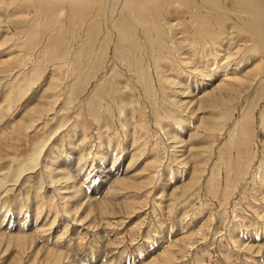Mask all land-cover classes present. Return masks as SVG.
I'll return each instance as SVG.
<instances>
[{"label":"rangeland","instance_id":"obj_1","mask_svg":"<svg viewBox=\"0 0 264 264\" xmlns=\"http://www.w3.org/2000/svg\"><path fill=\"white\" fill-rule=\"evenodd\" d=\"M4 1L0 0V44L6 42L0 47V264H264V153L250 162L245 159L249 143L264 140V124L255 130L257 114L250 105L257 79L223 108L198 109L194 103L179 109L168 103L184 100L175 93L180 85L158 88L152 94L156 101L120 74L115 95L107 89L111 98L102 102L96 86L109 80L110 73L87 87L79 66L73 75L63 68L59 72L43 55L50 43H58L59 51L68 48L65 29L54 40L65 21L66 0H11L14 6ZM253 1L257 13L264 0ZM234 5L225 0L221 8L243 19ZM182 6L179 11L184 13L196 5ZM12 13L16 17L8 19ZM262 14L247 24L259 22L264 32ZM165 22L174 27L168 42L176 54L160 58L155 71L177 79L192 95L210 89L213 79L205 81L182 67L180 58L187 53L190 66L207 75L215 71L216 77L221 74L215 68L225 64L223 54L230 55L227 71L236 67L241 76L261 60L264 64L257 52L249 51L254 40L235 31L231 20L220 26L222 48L218 43L196 46L187 39L184 14L176 12ZM206 57L212 66L207 67ZM51 77L58 78L54 83L59 86L46 91ZM44 92L50 106L32 116L30 129L22 128L28 119L25 111ZM169 135L181 142L174 144ZM36 154L41 157L30 170ZM132 155L135 161L127 169ZM63 164L69 179L56 167ZM128 176L145 186L116 189L114 182ZM18 237H23V244Z\"/></svg>","mask_w":264,"mask_h":264},{"label":"bare ground","instance_id":"obj_2","mask_svg":"<svg viewBox=\"0 0 264 264\" xmlns=\"http://www.w3.org/2000/svg\"><path fill=\"white\" fill-rule=\"evenodd\" d=\"M26 1H29V3H31L33 0H26ZM224 1L225 0H66L65 5H63V11H62L63 12L62 14L65 15V21H63L61 23L60 27L57 28L58 34L54 40L56 42L58 40V38L60 37L59 32L62 31V33H64L63 29H65L66 33H65L64 38H65V40H67L66 46L68 45V48H67L66 52L63 51L64 49H61L59 51L58 50L59 48L57 46L58 43L57 44L54 43V45H51V43H50V44L45 46L46 48L44 47L45 51H44L43 55L46 56L47 63H54L53 68L59 72H60L61 68H63L66 74L73 75L76 71L79 72L78 71V66H79L81 69V73H83L81 75V79L84 82L85 86H87V87L89 85H91L92 82H95V81L97 82L105 74L110 73L112 75V77H110L109 80L107 79L103 84H97V86H96L97 87V89H96L97 93L96 94H98L97 98H98V100H101L102 102L105 101V99L109 100V98H111L110 95L107 93L108 92L107 89H109L110 92L112 91V97H113V95H115V94H113L117 91L115 89V81H120L118 79H120V77H122V75L129 78L133 82L134 85L140 87L143 90L144 94H148V95L149 94L152 95L154 92L157 93L158 88H162L163 85H164V88H165V86H169V87L174 86V84L180 85L181 89H178V91H175V93H176V96L181 97L182 99L184 98V100L178 99L177 101L175 100V102L169 101L170 103H168L169 106L177 107L179 109H186L188 105H192L194 103L197 104L196 106L198 109H213V108L222 107L225 104V102H227L231 98H234V100H235V97L236 96L238 97L242 90H247L248 87H250L252 85L253 81H255L257 79V84H258V87H256L257 94H254V96L250 102V105L253 106V110H255L256 114H257V116L255 118L256 129H255V127H254V129L258 131V127L260 125L264 124V64H263L262 60L261 61L259 60L260 62H258V67L254 66L252 68V70H250L249 72L246 73V74H248L247 76H245V75L241 76L238 74V72L236 73V71H237L236 67L233 69H229V71H227L226 68L228 67V64L230 61V55L229 54H223V55H226L225 58H223L225 61L224 62L225 64H223V65L220 64V66L215 68L216 70L218 69L219 72L218 71L217 72L219 74H221L220 77H216L214 75L215 71H214V73H212L213 75H209V74L207 75V72H205L206 73L205 74L202 71L195 69L193 66H190L191 57L189 56L190 53H187L186 57L183 56L180 58L179 63H181L182 67H185V69L189 68L190 70H193L195 73H197L196 76L198 74L201 75V77L205 81H209V80L212 81V79H213L212 83L209 84V85H211L210 89H207V88L202 89L201 88L200 92H199L200 94L197 93L195 95L194 94L192 95V93H190L191 91L186 92V90L183 87V84H181L177 79H172V78L168 79L167 77L164 76V74L157 76V72L155 71L158 67V64H159L158 61H160V58L162 60V57H164V56H166V57L172 56L169 54L171 52V47L173 50V45L171 46L169 44V42H168L169 36L168 35L172 34V30L174 27H173L172 23L171 24L168 23L170 20L168 22H165V21L167 20V17H170L172 14H175L176 12H178V14H184V19H187L188 24H186L184 26L186 29L185 32H188V35H189L187 37V39L191 40V42H195L196 46L203 45V44L207 46L208 43H211L213 45L218 43V45L217 44L216 45L218 47L222 48L223 46L221 45V42H222V39H225V38H221V35L224 32L220 30V26H221V24L223 25L224 21L231 20L232 25L235 28L234 29L235 31H243V33L250 35L251 36L250 38H252L254 40V45L251 47V49L249 51L251 53L257 52L259 59H264V32L261 31L262 28H260L259 22H258V26L257 25L249 26L250 22L252 23L253 21H256L257 18L259 20V18L263 15L262 13L264 12V6L258 7V12H257L258 14H257L255 12L256 7H254L255 3L253 0H233V1L229 0L230 2L234 3L238 7L237 9H238L239 14L241 13V15L244 16L243 19L241 18L243 21H240L241 19L239 17H237V18L231 17L232 15H230V11L228 9H225V8L222 9L221 8ZM261 2L263 3V1H261ZM9 3L12 4V6H14V3L11 2V0H5L4 1V4H6V5H8ZM183 3H191V4L196 5L197 7L196 6H195V8L191 7L192 8V9H190L191 11H187V12L182 13L183 10H182V12H180L179 10L183 7L182 6ZM235 5H234V7H235ZM189 6H191V5H189ZM171 7L172 8L177 7V9L176 8L171 9ZM225 7H226V5H225ZM161 8H163L165 10V12H162ZM196 8L198 9V11H196ZM169 9H171V10L168 13ZM28 12H29V14L31 13V11H28ZM238 12H236V13H238ZM0 15L2 16V13ZM11 17H16V14L12 13L8 17V19H10ZM174 26H175V24H174ZM47 29H48V25H47ZM47 31L50 32V31H52V29H49ZM214 39H216V41H214ZM191 42H190V44H191ZM256 42H258V46L256 45ZM5 43L6 42L1 43L0 47L3 46ZM205 47L202 46V48H204V49H205ZM173 52H171V53L174 56V54H176V51L174 53ZM197 52H198V50H197ZM215 52H217V51L215 50ZM250 52H247V53H250ZM195 53H194V55H195ZM217 53H216V55H217ZM219 53H221V52H219ZM192 54H193V51H192ZM257 54H254V55H257ZM69 55L71 56L70 59H68ZM223 55L221 54V57ZM218 56H220V55H218ZM177 57H178V55H177ZM201 57H202V59L205 58V56H203V55H201ZM202 59H200V60H202ZM221 59L219 58L218 60H221ZM246 59H244V60H246ZM19 60H20V63H22L23 61L26 62V60H22V59H19ZM208 60H209L208 57H206L205 62H207V67H210L212 65H208V63H209ZM198 61H199V59H198ZM25 62H23L22 64L26 65L27 63H25ZM75 62H76V65H74ZM212 63H215V61ZM238 63L234 64V66L238 65ZM65 65L68 66V68H65ZM261 65L263 66L262 68H261ZM229 67H230V65H229ZM211 69H212V67H211ZM163 71H164V69H163ZM173 71L175 72V70H173ZM217 72H216V74H218ZM229 72L233 73L232 76H230ZM117 74H119V75H117ZM120 74H122V75H120ZM52 76L54 77V74ZM53 77L49 78V80L47 81V87H46L47 90L46 91H49L52 88L59 86L58 84L54 83V81H57L58 78H56V77L53 78ZM209 77H212V78H209ZM248 78H250V80H248ZM124 82H126V81H124ZM152 83H156V86L152 87ZM160 85H161V87H159ZM85 86H84V89H85ZM201 86H206V84L204 83ZM140 88H138V89L140 90ZM117 89H118V87H117ZM160 92H161V90H160ZM156 93H155V95H156ZM144 94H142V95H144ZM147 96L146 97L144 96L145 99L147 98ZM45 97L46 96H45V92H44V94H42L40 96L37 104L34 107L25 111L24 114L28 113L27 115H25V116H27L28 119L21 125L22 128L25 127L24 129H26V130L30 129L34 124V120H33L32 116L35 114H40L42 112V109L44 110V107L50 106L51 101L45 102L44 101ZM148 97H150V96H148ZM152 97H153V95L151 96V99H152ZM158 97H159V95H158ZM161 99L163 102V98H161ZM152 100H156V99H152ZM129 101H131V100H129ZM164 101H165V99H164ZM115 104H117V102ZM150 106H151V104H150ZM133 107H134V105H133ZM125 108H127V107H125ZM152 110H154V109H152ZM157 111H158V109H157ZM227 111H228V109H227ZM152 113H155V111L154 112L152 111ZM97 115L98 114H96V116ZM158 116H159V113H158ZM245 117H246V115H245ZM152 118L154 119V116ZM247 120H248V118H247ZM138 125H142V124H138ZM154 125L156 126L157 124L154 123ZM138 128H140V127H138ZM141 128L143 129L142 126H141ZM168 139L173 141L174 144L181 142L179 140L178 136L176 137V136H170L169 135ZM146 142H148V141H146ZM142 144H144V143H142ZM144 145H146V144H144ZM165 145H164V147H166ZM169 147H171V146H169ZM248 147H249L250 151L245 156L246 157L245 159L247 160V158L249 157L247 162H250L252 159L257 157L260 152H262V154L264 153V140L260 139V142H256V143L251 142V143H249ZM189 151H190V149H189ZM38 152H40V151H38ZM200 154L201 153H199V155ZM33 156L35 157V155H33ZM39 156L40 155H37L35 160H32L31 163L29 162L30 163L29 164L30 170H33L34 168H36L37 163L39 161ZM182 156L183 155L181 154V157ZM194 156L198 157V155H194ZM184 160L185 159H183L181 162H183ZM134 161H135V156L133 157V155H132L131 163H129L130 165L128 164L129 166L127 167V169L132 166V163ZM258 164L260 165V163H258ZM63 165H60V166L58 165L56 167L60 168L62 171H64L62 174L63 178L69 179L70 178V176L68 175L69 171L66 170L68 168H66L65 165H64L65 166L64 167ZM25 166H27V165H25ZM57 168H55V169H57ZM194 169H196V168H194ZM21 171H23V170L21 169ZM65 171H67V172H65ZM194 171L195 170H193V173H194ZM24 172H25V170H24ZM22 173L23 172H21V174ZM195 173H196V171H195ZM176 174H178V173H176ZM136 175H138V174H136ZM193 176H194V174H193ZM130 179L131 178L128 176L126 178H121V179L116 180L114 182L115 188H116V186H118V187H121V189H123V190L129 189V188L130 189L131 188L132 189H140V188L145 186V185L144 186L142 185L143 183H135V182H132ZM148 180H149V178H148ZM227 180H229V179H227ZM126 181H128V182H126ZM74 187H76V185ZM258 192H260V191H258ZM262 193H260V194H262ZM263 195L261 196V199H262V197H264ZM83 197H85V196L82 194V198ZM232 208H233V206H232ZM256 212L258 214H260L258 211H256ZM245 224H247V223H245ZM18 239L20 240V243L23 244L22 243V242H24L23 237H18ZM24 240H26V239H24ZM251 248H252V246L247 247V249H251ZM56 257H58V256H56Z\"/></svg>","mask_w":264,"mask_h":264}]
</instances>
